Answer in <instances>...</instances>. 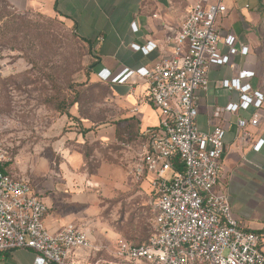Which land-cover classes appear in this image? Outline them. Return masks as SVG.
I'll list each match as a JSON object with an SVG mask.
<instances>
[{
    "label": "crops",
    "instance_id": "obj_1",
    "mask_svg": "<svg viewBox=\"0 0 264 264\" xmlns=\"http://www.w3.org/2000/svg\"><path fill=\"white\" fill-rule=\"evenodd\" d=\"M18 11H39L63 19L78 38L90 42L95 65L91 83H99L96 74L108 70L116 75L123 69L151 68L174 50V37L188 15L194 0H7ZM218 0H211L216 2ZM226 12L217 20L218 49L226 54L227 36L235 38L237 53L233 67L211 66L206 89L196 92L195 124L201 133L215 127L224 130V150L218 189L226 193L231 211L246 230L264 231V0H220ZM64 17V18H63ZM135 23L137 31L131 30ZM155 44L148 54L132 48ZM247 47L246 55L239 53ZM241 71L254 76L242 81L251 91L263 95L259 109L226 111L238 103L239 93L222 82L237 77ZM108 87L104 113L97 121L69 110L63 119L66 133L47 145L31 149L18 147L7 157L3 168L12 177L26 181L44 203V226L57 233L67 224L84 230L92 249L82 254L77 264H93L105 248H113L123 231L106 226L99 218L106 198H118L114 206L137 207L147 213L154 197L149 178L136 182L130 169L142 151L146 132L159 124V113L152 104L146 81L132 78L124 84L100 82ZM258 116L256 126L250 124ZM239 120L246 122L244 127ZM263 140L258 151L253 149ZM115 200V199H114ZM103 210V209H102ZM152 212V209H150ZM151 215V214H150ZM154 222L150 216L151 230ZM151 234V233H150ZM143 241H131L141 244ZM36 253L30 249L0 252V264H33Z\"/></svg>",
    "mask_w": 264,
    "mask_h": 264
},
{
    "label": "built area",
    "instance_id": "obj_2",
    "mask_svg": "<svg viewBox=\"0 0 264 264\" xmlns=\"http://www.w3.org/2000/svg\"><path fill=\"white\" fill-rule=\"evenodd\" d=\"M226 12L220 0H194L188 15L174 37V50L151 68L123 69L116 75L102 69L100 82L124 84L132 78L146 81L152 104L159 113V124L146 132L142 151L130 174L136 182L149 178L154 193V222L147 240L135 244L119 238L112 257L119 264H264V231L252 232L238 222L226 193L218 189L224 150V130L215 127L201 133L196 124L199 89H206L211 66L233 67L237 53L235 38L224 39L226 54L220 53L217 20ZM131 30L137 31L135 23ZM155 44L133 49L148 54ZM247 47L239 53L246 55ZM254 76L241 71L221 83L239 93L238 103L226 111L259 109L263 95L251 91L242 81ZM258 116L250 120L256 126ZM246 122L239 120L244 127ZM263 140L253 149L258 151ZM177 157L182 171L173 169ZM5 152L0 150V166ZM44 203L29 184L0 170V252L30 249L36 253L33 264H77L72 260L76 248L92 249L87 233L73 224L51 233L43 223Z\"/></svg>",
    "mask_w": 264,
    "mask_h": 264
},
{
    "label": "rangeland",
    "instance_id": "obj_3",
    "mask_svg": "<svg viewBox=\"0 0 264 264\" xmlns=\"http://www.w3.org/2000/svg\"><path fill=\"white\" fill-rule=\"evenodd\" d=\"M17 12L21 15V53L0 48L2 163L21 146L28 150L36 144L46 153L47 145L66 133V124L62 125L67 115L59 113L58 108L65 110L75 91L80 114L91 120L97 121L109 102L106 88L86 80L91 64L89 47L74 36L63 19L39 11ZM116 199L106 198L98 215L100 220L106 226L120 228L122 237L128 236L131 241L147 239L152 232L150 216L155 198L146 214L134 206L120 210L114 206ZM87 251L74 249L72 260L81 262ZM93 264L119 263L107 246L101 256H95Z\"/></svg>",
    "mask_w": 264,
    "mask_h": 264
},
{
    "label": "trees",
    "instance_id": "obj_4",
    "mask_svg": "<svg viewBox=\"0 0 264 264\" xmlns=\"http://www.w3.org/2000/svg\"><path fill=\"white\" fill-rule=\"evenodd\" d=\"M74 36L77 39H79L82 43L86 44L89 47V51L91 54V64L87 68L88 71H87L86 80L88 82H90L89 81L90 80V74L92 72V68L95 65V62H94L95 57H93V55L91 53L90 42L85 40V39L78 38L75 34H74ZM0 48L1 49H8V50L13 51V52L21 53V15L17 12V10L15 8H13L9 4V2L7 0H0ZM99 83H92V84H99ZM100 86H102L108 90V87L106 85L100 84ZM74 94L75 95L72 97V99L70 100V102L66 106L65 110L63 107L58 108L59 113L65 112L66 115L69 117L70 116L69 110L74 105L78 106V113H80V102L77 100L76 91ZM172 166H173V169L176 171H182L183 170V165L178 160L177 157H175L173 159ZM0 170L4 174L11 176V174H9L3 168H0Z\"/></svg>",
    "mask_w": 264,
    "mask_h": 264
}]
</instances>
